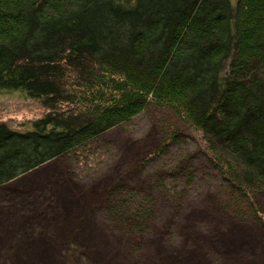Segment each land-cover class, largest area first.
Here are the masks:
<instances>
[{
	"label": "trees",
	"instance_id": "16d2710c",
	"mask_svg": "<svg viewBox=\"0 0 264 264\" xmlns=\"http://www.w3.org/2000/svg\"><path fill=\"white\" fill-rule=\"evenodd\" d=\"M0 91L45 110L30 131L0 124V186L75 153L86 164L99 137L155 108L164 141L146 167L183 133L200 149L150 174L152 190L180 202L214 188L213 209L264 231V0H0ZM104 195L124 239L159 217L149 187Z\"/></svg>",
	"mask_w": 264,
	"mask_h": 264
},
{
	"label": "rangeland",
	"instance_id": "374dc122",
	"mask_svg": "<svg viewBox=\"0 0 264 264\" xmlns=\"http://www.w3.org/2000/svg\"><path fill=\"white\" fill-rule=\"evenodd\" d=\"M23 94L0 91V123L18 132L45 113ZM150 113L152 121L141 114L99 137L86 164L78 153L55 159L0 190V264H264L259 223L227 221L208 201L214 188L194 189L180 202L152 190L150 174L200 147L183 133L181 151L146 167L164 141L157 123L167 115ZM122 180L149 187L157 200L159 217L139 238H122L102 217L104 194ZM258 199L264 212V196Z\"/></svg>",
	"mask_w": 264,
	"mask_h": 264
},
{
	"label": "bare ground",
	"instance_id": "6f19581e",
	"mask_svg": "<svg viewBox=\"0 0 264 264\" xmlns=\"http://www.w3.org/2000/svg\"><path fill=\"white\" fill-rule=\"evenodd\" d=\"M0 124H5V123H0ZM192 139H193V141H195V143L197 144V139L196 138H194V137H191ZM195 144V145H196ZM197 146V145H196ZM152 154V153H151ZM151 154H149V155H147L145 158H146V160H148V159H150V157H151ZM68 158V157H67ZM141 166V165H140ZM141 168V167H140ZM36 170V169H35ZM34 170V171H35ZM33 171V172H34ZM30 173H32V172H30ZM30 173H27V174H23V176H26V175H29ZM23 176L22 177H20V178H17V179H15V180H18V179H21V178H23ZM15 180H12V182H14ZM12 182H10V183H7V184H4V185H2V186H0V190H2L3 188H5L6 186H8L9 184H12Z\"/></svg>",
	"mask_w": 264,
	"mask_h": 264
}]
</instances>
